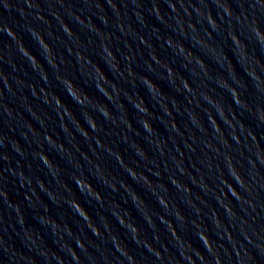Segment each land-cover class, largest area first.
<instances>
[{
  "label": "water",
  "instance_id": "obj_1",
  "mask_svg": "<svg viewBox=\"0 0 264 264\" xmlns=\"http://www.w3.org/2000/svg\"><path fill=\"white\" fill-rule=\"evenodd\" d=\"M252 21L264 0H0V264H264Z\"/></svg>",
  "mask_w": 264,
  "mask_h": 264
},
{
  "label": "clouds",
  "instance_id": "obj_2",
  "mask_svg": "<svg viewBox=\"0 0 264 264\" xmlns=\"http://www.w3.org/2000/svg\"><path fill=\"white\" fill-rule=\"evenodd\" d=\"M229 14H231V9H229ZM211 23L212 24H216V21H215V18H212L211 19ZM251 30L253 32V34L257 37L258 39V42H260L261 44H264V30H261V28L259 27V24L255 21H252L251 22ZM6 32H7V29H6ZM232 38L234 40L235 43L237 44H240V40H239V37L235 35V33L232 34ZM39 42L43 45V48L47 51L48 53V50L46 49V42L42 41V38H39ZM241 47H244L243 45H241ZM22 54L23 55H26V57H30L31 58V61L32 59L35 57L33 56H28L25 52L22 51ZM225 56L227 57V53L225 52ZM36 58V57H35ZM228 59H231L230 57H228ZM201 63H204L203 60H201ZM97 68H99V65H97ZM169 72H172L173 70L171 68L168 69ZM257 78L259 79V77L257 76ZM105 79H107V77L105 76ZM145 79H148L147 77H145ZM60 82L61 84L64 85V88H65V91L70 95L71 98H73L79 105H83L85 100H90L91 97L89 96V94L87 92H81L80 89H78L75 81H73L72 79H68V78H65L63 80L60 79ZM149 83H152V86L153 88H156L157 86L155 85L154 82L150 81L149 80ZM226 83V82H225ZM185 86L191 90V85H188L187 84V81H185ZM102 87V85H101ZM231 93L234 95L235 99H236V103L237 104H240V105H243L245 103V101H243L241 98H240V91L238 88H231ZM55 95V103L58 105V106H61L63 108H65V110L68 112V114H70L72 111L71 109L64 103V101L60 98L59 95L57 94H54ZM211 99V98H210ZM213 103V101H212ZM214 106H216V103H213ZM142 111L144 112H147L148 109L146 107H143L142 108ZM221 111V109H220ZM103 114L105 116H108L110 115V113L108 112V109L107 108H104L103 110ZM90 121H91V127L93 129H97L98 128V125L96 124L94 118H92L91 116H89L88 118ZM213 120H215V117H213ZM143 125L151 130L152 127L151 125L147 122V121H143ZM85 131V135L87 133V130H84ZM48 139L51 141L52 139L50 137H48ZM61 147H63V145H61ZM42 156V159L43 161L49 166V167H52V162L49 160V157L47 156L46 153H42L41 154ZM232 174L234 175V177L239 180L241 183H243V177H241L239 175L238 172H236L234 166L231 170ZM132 175L135 176L136 173L133 171L132 172ZM77 181H78V186L79 185H87V188L90 190V193L93 194L95 196V198L97 200H103V197L102 195L96 191L93 187V185L84 180V179H80L79 177H77ZM113 188H115V186H113ZM5 195H7L5 193ZM69 207H71L79 216L83 217L85 220L88 221L89 217L87 215V211L86 209L82 208L81 206V203L79 202V200H75V201H69ZM130 214V213H129ZM121 219H123L121 217ZM126 223V222H125ZM131 227V230L133 232H137L139 231L138 228H136L135 225H130ZM97 234H99V231H96ZM198 236L202 238V240L204 241L205 244L208 245V247H211V241L209 240L208 236L206 233L204 232H201V233H198ZM136 239H138V236L135 237ZM115 240H117V237H114ZM82 244V242H81Z\"/></svg>",
  "mask_w": 264,
  "mask_h": 264
}]
</instances>
